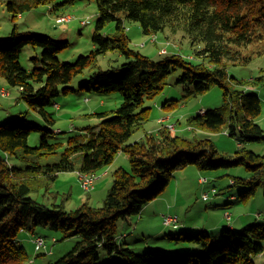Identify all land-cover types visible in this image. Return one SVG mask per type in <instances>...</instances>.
Returning a JSON list of instances; mask_svg holds the SVG:
<instances>
[{"label":"trees","instance_id":"1","mask_svg":"<svg viewBox=\"0 0 264 264\" xmlns=\"http://www.w3.org/2000/svg\"><path fill=\"white\" fill-rule=\"evenodd\" d=\"M92 1L98 8L92 38L94 49L74 63L59 61V53L69 46L67 41H56L42 34L20 35L16 24L9 36L0 39V77L18 89L19 99L52 127L44 129L24 118L0 124V264L29 263L31 256L20 244V234L35 233L40 227L62 233V239H81L70 253L52 264H256L255 257L264 255V223L254 221L237 230L236 225L242 222L236 217L234 220L228 208L222 211L223 219L216 225L204 224L196 233L178 235L176 240L192 248L173 252L174 256L127 248L118 240L117 225L139 215L166 191L175 171L189 166H196L200 172L241 169L247 176L230 178L228 187L250 186L238 195L242 203H248L264 184V156L244 147L234 157L223 155L211 140L173 135L165 127L128 144L149 119L150 109L144 108L145 102L158 97L167 78L178 70L182 75L177 82L185 86L188 94L201 96L214 86L223 90L222 108L203 110V114L200 110L186 119L188 126L208 133L226 129L230 137L242 142L264 141V130L256 122L263 102L248 92L251 90L248 87L264 85V68L257 78L245 80L231 77L226 67V60L246 64L241 50L256 39L264 40V0ZM56 2L12 0L5 4L12 20H16L26 11ZM126 21L138 23L148 37L166 31L174 35L183 33L182 37L188 38L193 47L200 48L196 54L200 62L196 65L167 51L158 61L144 56L130 47ZM109 23L116 26L112 36L103 34ZM28 46L42 50L41 59L33 58L31 71L19 63L23 48ZM110 52L118 53L125 62L117 68L97 70L98 58ZM87 69L92 72L86 83L79 85L80 90L98 94L118 92L123 103L111 113H96L100 118L98 130L87 128L83 135L58 141L57 136L65 132L53 127L56 121L47 108L61 94L75 92L69 85ZM171 102L167 101L163 107H169ZM33 131L41 133L38 147L29 144ZM120 152L129 155L131 171L115 170L112 187L101 207L85 202L76 210L67 211L62 202L57 203L50 189L60 174L98 175V171L112 165ZM199 181L203 185L209 179L201 177ZM40 194L53 200L50 206L32 196ZM221 194L214 185L203 190L201 198L207 202ZM228 198L237 200L234 196ZM167 216L163 215V226L182 225L178 214L172 215L178 218V223L166 225ZM113 256L117 259H111ZM103 257H108L105 262Z\"/></svg>","mask_w":264,"mask_h":264},{"label":"rangeland","instance_id":"2","mask_svg":"<svg viewBox=\"0 0 264 264\" xmlns=\"http://www.w3.org/2000/svg\"><path fill=\"white\" fill-rule=\"evenodd\" d=\"M6 1L12 0H0V39L9 36L14 29V24H16L18 26L17 32L20 35L42 34L56 41H67L69 46L59 53L58 57L59 61H68V63H74L81 55H89L94 49L92 38L96 28V19H98L96 2L92 0H57L55 5H41L21 14L16 20H12V14L7 11ZM64 2L68 3L61 7V3ZM61 18L69 20L58 23L57 21ZM125 24L128 28L126 33L130 38V47L140 51L144 56L158 61L164 58L158 52L166 50L168 54H180L196 65L200 62L196 56L200 48L193 47L188 38L182 37L183 33L174 35L170 31H166L163 34L148 37L143 35L138 23L126 21ZM115 30V24L109 23L103 34L112 36ZM240 53L244 56L246 64L242 61L226 60L229 75L235 79L245 80L260 76L264 68V40L256 39L255 42L244 47ZM33 58L41 59L42 50L32 46L25 47L19 63L25 70L31 71L34 68ZM124 62L125 59L121 58L118 53L110 52L106 57L98 58L97 70L106 71L113 67L117 68ZM90 72L92 71L87 69L76 76L69 85L75 92L61 94L53 99L51 106L47 108L48 113L56 121L53 127L55 126V129L65 132V134L57 136L58 141L65 142L68 137L83 135L87 128L98 130L100 118L96 116V113H111L121 107L123 103V98L118 92L98 94L80 90L79 85L86 83L90 77ZM181 75L182 72L178 70L169 76L165 81L164 91L155 99L145 102L144 108L150 109L149 119L143 128L132 135L128 144L143 138L146 133H157L158 129L165 127L171 130L173 135L197 140H211L223 155L234 157L236 152L244 147L255 154L264 156V141L259 143L242 142L239 138L230 137L226 129L221 133H208L188 126L186 119L196 116L200 110V113L203 114V110L221 109L224 104V97L223 90L216 86L201 96L195 97L188 94L185 86L177 82ZM235 88L241 89L239 86H235ZM248 88L251 89L248 92L254 93L262 99L263 110L256 122L264 130V85H260L258 88ZM2 91L7 92V95H2ZM19 96L18 89L11 87L4 78L0 77V124L24 118L44 129L52 128L25 101L20 100ZM167 101L172 102L169 107L164 108L163 105ZM56 104L57 106H55ZM224 115L228 116L227 112H224ZM172 124L176 125L174 129L169 128ZM71 125L74 126L73 129ZM158 125L159 128L156 129ZM40 138V132H31L28 139L30 146L38 147ZM128 160L129 155L126 152H120L112 165L98 171V175L92 174L97 179L95 191L90 193L82 189L76 172L60 174L52 184L50 191L55 194L57 203L62 202L67 211H74L85 202L99 208L103 205L102 201L112 187L115 170L123 168L126 172L131 171V164ZM246 176L247 174L239 168L217 172H200L196 166H189L175 171L170 185L159 198L150 202V205L146 206L139 215L119 222L117 225L118 240L127 248H134L139 253L153 251L156 254L173 255V252L178 250L182 252L192 248V245L176 240L178 235L196 233L200 230L198 228L204 224L208 227L216 225L218 221L223 219L221 214L224 209L228 208L227 211L229 210L234 220L235 217L241 220L242 225H236L237 230H242L244 225L254 221L264 223V184L258 188L257 194L248 203H242L238 195L250 189L249 185L228 187L230 178ZM201 177H208L209 182L202 185L199 181ZM214 185L222 191V194L204 202L201 198L203 190H209ZM43 195L32 196L41 204L50 206V202L53 200L49 196L44 197ZM228 196H234L237 200L231 201L229 198L226 200ZM175 214L180 216L181 226L165 227L162 225L163 215L172 216ZM205 217H207L208 224L204 223ZM47 229L40 227L35 229V233H25V231L23 233L22 231L20 234V244L31 256V260L27 264L55 263L70 253L81 240L78 237L62 239V233ZM222 232L223 230L218 235ZM36 236L45 239V249L36 250L33 243V238ZM177 256L179 257V255ZM107 258L103 257V261L105 262ZM111 259H117V256H113ZM254 260L256 264H264V255L255 257Z\"/></svg>","mask_w":264,"mask_h":264},{"label":"built area","instance_id":"3","mask_svg":"<svg viewBox=\"0 0 264 264\" xmlns=\"http://www.w3.org/2000/svg\"><path fill=\"white\" fill-rule=\"evenodd\" d=\"M68 20L69 19L66 20L65 18H61L57 22L61 23V21L66 22ZM165 53H166V50L163 52H160V54H165ZM1 93H2V95H7V92L2 91ZM175 126H176L175 124H172L169 126V128L174 129ZM71 128L73 129L74 126L72 125ZM95 175H97V174H95ZM95 175H92V174H86V175L81 174V175H79L81 183H82V189L86 190L87 192H91L93 190V188H95V182L97 179ZM207 196H208L207 194H205L203 196L205 200L208 198ZM177 222H178V218L176 216H169L168 218L165 219L166 225L167 224H175ZM54 241H52V242H54ZM45 242H46L45 239L41 236H36V238L35 237L33 238V243L35 244L36 250H38V251L41 250L42 248H44V249L46 248Z\"/></svg>","mask_w":264,"mask_h":264},{"label":"crops","instance_id":"4","mask_svg":"<svg viewBox=\"0 0 264 264\" xmlns=\"http://www.w3.org/2000/svg\"><path fill=\"white\" fill-rule=\"evenodd\" d=\"M159 128V125L156 127V129H158ZM95 191V190H94Z\"/></svg>","mask_w":264,"mask_h":264}]
</instances>
